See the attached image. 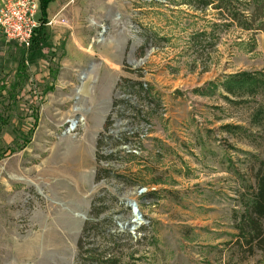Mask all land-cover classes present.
I'll list each match as a JSON object with an SVG mask.
<instances>
[{"label": "rangeland", "instance_id": "374dc122", "mask_svg": "<svg viewBox=\"0 0 264 264\" xmlns=\"http://www.w3.org/2000/svg\"><path fill=\"white\" fill-rule=\"evenodd\" d=\"M184 3L54 6L46 26L51 49L45 58L28 56L23 96L10 111L5 106L0 264H97L92 256L99 264H264L261 252L238 263L224 245L233 233L235 191L251 182L239 151L254 150L223 129L246 127L249 106L229 103L221 89L228 75L264 71V34L231 28L213 40L196 38L211 30L215 13ZM0 46L7 48L1 89L25 50L1 34ZM146 94L160 106L143 107L138 97ZM3 96L0 90V104ZM116 99L128 102L113 112ZM108 116L115 132L104 130ZM141 125H149L148 136L135 149L130 132ZM99 169L110 176L95 181ZM140 187L156 194L141 199ZM130 200L145 217L134 235L133 225L125 227Z\"/></svg>", "mask_w": 264, "mask_h": 264}, {"label": "trees", "instance_id": "16d2710c", "mask_svg": "<svg viewBox=\"0 0 264 264\" xmlns=\"http://www.w3.org/2000/svg\"><path fill=\"white\" fill-rule=\"evenodd\" d=\"M38 1L40 10L39 26L33 32L30 47L25 50V54L21 56L18 62L13 82L9 87L4 86L0 89L5 91V96L1 97L5 103L0 104V134L9 125L10 115L5 110L8 108L10 111L15 107L23 91L25 79L28 76V56L34 52L45 56L50 48L46 24L48 23L47 8L52 0ZM184 2L186 6H189L195 12L203 14L211 10L215 13L216 21L210 24L211 30L209 32H198L194 35L196 38L208 36L213 40V36L218 29L229 30L231 28L250 35L264 34V0H184ZM200 49L204 50L202 46ZM214 86H212L213 89ZM140 88L144 90L146 85H140ZM221 89L227 96L234 98L230 99L224 96L223 98L229 103L249 106L246 127L229 124L225 125L223 129L235 136L240 134L238 140L254 150L253 152L239 151L245 157L244 172L251 182L244 181L241 187L235 191V201L238 208L232 209L231 212V229L233 233L230 235L231 239L224 243V245L232 246L235 249L236 252L232 250L233 253L231 254L233 256L237 255V262L239 263L255 256L258 252L264 253V71L240 72L228 75L221 84ZM198 92L202 94L203 90H198ZM146 96L138 97L140 101L142 100L143 107L149 110L150 107L152 109L154 106H160L157 105L158 100L149 97L147 94ZM120 102L126 103L128 101L127 99L113 101V112H116ZM5 106H7L6 109ZM143 107L138 110L135 105L132 106L139 113L143 112ZM34 116L36 117L35 114ZM110 122L108 116L105 121V132L109 131ZM128 139L126 138V142L130 143ZM122 142L125 143V141ZM27 144L28 139L22 143L20 148L25 147ZM109 176L110 171L99 169L96 171L95 181ZM240 176L245 179L244 174ZM155 194V192H152L147 196H154ZM88 231V227L83 228L84 234ZM90 260L96 261L97 264L100 263L99 256L96 259L92 256Z\"/></svg>", "mask_w": 264, "mask_h": 264}, {"label": "built area", "instance_id": "2783aa9c", "mask_svg": "<svg viewBox=\"0 0 264 264\" xmlns=\"http://www.w3.org/2000/svg\"><path fill=\"white\" fill-rule=\"evenodd\" d=\"M39 1L38 0H4L0 6V34L8 43L15 44L24 50L30 47L31 39L34 30L39 26ZM52 23L48 21L46 26ZM115 123L113 128H116ZM70 127V126H69ZM149 125H141L136 132H130V137L134 139L133 148L139 149L140 142L148 136ZM115 132L111 130L109 133ZM132 153H136L135 150ZM154 188L140 187L135 191V195L141 199L147 197L149 193L154 192ZM133 204H127L129 223L125 227L132 230V225H136L133 229L135 234L136 229L144 226L145 217L142 215L139 203L130 200Z\"/></svg>", "mask_w": 264, "mask_h": 264}, {"label": "crops", "instance_id": "0c3cea01", "mask_svg": "<svg viewBox=\"0 0 264 264\" xmlns=\"http://www.w3.org/2000/svg\"><path fill=\"white\" fill-rule=\"evenodd\" d=\"M4 0H0V6L2 5V2H3ZM58 2H60V0H52V2L49 4V6H48V8H47V18H48V20H49V17H50V12L53 10V8H54V6L55 5H57V3ZM66 2V0H62V2L59 4V5H57V7H63ZM39 14H40V10H39ZM49 16V17H48ZM49 41H50V39H49ZM6 42V41H5ZM50 49L51 48H49V51H50ZM48 51V52H49ZM34 53H37V52H34ZM5 54H7V48L6 47H4V46H0V56L2 57V59H3V55H5ZM38 54V53H37ZM46 56V55H45ZM45 56H41V57H44L45 58ZM20 60V59H19ZM18 65V64H17ZM17 67V66H16ZM15 70H16V68H15ZM15 70H14V72H13V79H14V73H15ZM49 72V76L51 75V71L49 70L48 71ZM27 73H28V63H27ZM52 75H53V73H52ZM28 77V76H27ZM27 79V78H26ZM25 79V80H26ZM12 82H13V80H12ZM11 82V83H12ZM11 83H9V84H7L8 86L7 87H9V85L11 84ZM25 84H26V82H25ZM25 86V85H24ZM23 91H24V87H23ZM23 91H22V93L20 94V96L19 97H22L23 96ZM47 92H50V90L49 91H47ZM44 93H42V95H43ZM111 100V99H110ZM105 119V118H104ZM103 124H104V120H103V123H102V126H101V128L103 127Z\"/></svg>", "mask_w": 264, "mask_h": 264}, {"label": "bare ground", "instance_id": "6f19581e", "mask_svg": "<svg viewBox=\"0 0 264 264\" xmlns=\"http://www.w3.org/2000/svg\"><path fill=\"white\" fill-rule=\"evenodd\" d=\"M75 125H76V121H71V125H70L69 131L72 130V129H74ZM133 227L135 228L136 225H133Z\"/></svg>", "mask_w": 264, "mask_h": 264}, {"label": "water", "instance_id": "95a60500", "mask_svg": "<svg viewBox=\"0 0 264 264\" xmlns=\"http://www.w3.org/2000/svg\"><path fill=\"white\" fill-rule=\"evenodd\" d=\"M130 205H132L133 203L131 201L128 202Z\"/></svg>", "mask_w": 264, "mask_h": 264}]
</instances>
